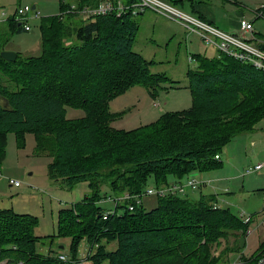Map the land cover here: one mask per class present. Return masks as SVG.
<instances>
[{
  "label": "trees",
  "instance_id": "obj_1",
  "mask_svg": "<svg viewBox=\"0 0 264 264\" xmlns=\"http://www.w3.org/2000/svg\"><path fill=\"white\" fill-rule=\"evenodd\" d=\"M71 1L59 0L61 12L42 18L39 56L16 54L7 61L0 55V73L15 84L11 90L0 83V162L7 133L15 132L23 143V134L31 131L35 153L51 157V181L71 188L86 180L92 190L61 208L57 234L42 237L34 234L36 216L0 208V264H71L57 257L58 250L40 251L43 237L51 241L65 236L70 237V259L80 256L83 240L92 246V264H215L229 261L231 252L240 253L241 264H255L260 256L264 262V242L250 258L242 255L239 238L245 237L250 223L229 207L218 206L214 193L198 198L188 193L156 195L150 209L142 206L143 197L139 203L123 200L106 218L103 212L109 208L98 205L103 184L112 197L140 194L151 177L161 187L170 184V176L172 182H181L189 172L220 166L215 155L264 119V71L225 54H193L196 66L187 70L189 108L166 111L137 128L116 129L110 121L119 114L109 111V100L134 84L153 87L165 77L152 74L149 62L132 50L138 30L135 16L88 15L74 26L68 21L80 13L68 10ZM100 1L73 2L80 8ZM166 1L182 7L202 0ZM8 21L12 31L25 30L12 15ZM69 37L74 41L67 42ZM65 107L82 108L85 115L68 118ZM128 204H135L133 210ZM230 231L236 233V243L217 253ZM113 240L116 247L108 249Z\"/></svg>",
  "mask_w": 264,
  "mask_h": 264
},
{
  "label": "rangeland",
  "instance_id": "obj_2",
  "mask_svg": "<svg viewBox=\"0 0 264 264\" xmlns=\"http://www.w3.org/2000/svg\"><path fill=\"white\" fill-rule=\"evenodd\" d=\"M73 1L76 0L71 1L75 3ZM205 1L209 2L208 7L213 14V21L220 29L237 31L236 21L238 23V19L243 18L253 22L255 37L258 41L264 42V0ZM184 3L182 7H178L180 10L198 14L191 11L189 2ZM25 4L35 5L34 11L38 12V16H31L28 20L29 30L12 31L8 18L19 5ZM60 12L59 0H0L1 47L15 52L19 58L39 56L42 53L40 22L43 17ZM237 13H241L242 16H238ZM87 17V14L80 13L68 23L78 26ZM134 18L138 30L132 50L149 62V70L152 74L162 75L165 79L153 87L141 83L134 84L109 100V111L119 114L110 121V125L123 130L154 122L166 111L175 112L189 108L192 96L188 86L187 70L196 66V60L189 62L188 56L193 54L218 56L215 48L206 46L196 33L164 15L148 9L135 15ZM72 39L69 37L67 42L74 41ZM5 77L0 73V83L14 90L15 84ZM68 77L75 81L72 75ZM71 83L68 82L64 89L66 90ZM65 109L68 118L85 115L82 108L65 107ZM17 136L15 132L7 133L5 156L0 162V208H11L17 213L36 216L34 234L37 236L57 234L59 210L81 201L90 194L92 190L90 184L85 180L68 188L54 183L49 179L47 170L51 157L47 154L35 153L36 141L33 132L23 134V143L17 139ZM219 155L220 166L202 174L198 171L189 172L183 179V181L187 177L202 179L200 175H203L206 176L204 179H215L212 183L214 188L200 186L193 190L186 189L180 194L188 193L198 198L200 193H214L217 196L218 206H227L238 216L240 213L245 217L251 216L252 221L248 226L250 232L245 234L241 252L245 258H250L260 250L264 242V167L247 174L245 170L264 161V119L255 125L253 131L235 136L224 146ZM8 179L20 182V187L10 186ZM168 181L169 183L174 181L173 176H170ZM148 186L156 187L152 177L149 178ZM99 189L103 198L98 205L103 208L112 207L113 203L105 200L106 197L112 196V192L105 184L100 185ZM155 196H143L144 209H150L155 205ZM236 236V233L230 231L227 238L217 246V253L225 248V245L232 247L236 243ZM42 239L46 242L41 246V252L52 254L58 250L68 254L70 237L53 238L51 241L44 237ZM86 244L83 240L80 249ZM61 245L63 248L58 249ZM115 247L114 240L107 244L108 249ZM239 254L231 252L228 256L229 261L224 258L215 264H241ZM261 259L262 256L258 257L255 264H264L263 261L259 263ZM85 264L92 262L89 260Z\"/></svg>",
  "mask_w": 264,
  "mask_h": 264
},
{
  "label": "built area",
  "instance_id": "obj_3",
  "mask_svg": "<svg viewBox=\"0 0 264 264\" xmlns=\"http://www.w3.org/2000/svg\"><path fill=\"white\" fill-rule=\"evenodd\" d=\"M68 8L69 11L85 13L89 16L104 15L110 12H115L117 16L125 12H130L135 16L149 9L180 23L184 28L196 33L206 46L215 48L218 56L220 54H225L240 62L248 63L255 69L264 71V42L258 41L257 37H255L252 21L243 18L238 19L237 31L230 32L222 30L212 23L199 18L196 14L184 12L166 0H103L95 6H83L80 8L74 3H71ZM12 16L16 21L22 23L25 30H29L30 25L28 24V20L31 16L37 17L38 12L34 11L31 6L25 4L23 6L19 5ZM188 61H195V58L189 55ZM215 158L219 159L220 156L217 154ZM263 167L264 161L255 164L252 168L246 169L245 173L247 174ZM8 182L15 187H20L21 185L20 182L13 179H8ZM200 186H211V181L209 179L187 177L185 181L172 182L166 186H149L140 194L130 195L125 193L120 197L108 196L105 200L111 201L113 204L111 208L105 209L103 218L114 213L117 209V205L123 200L132 199L135 203H139L141 198L145 195L164 196L166 194L184 193L186 189L193 190ZM134 205L135 204H128L127 208L133 210ZM243 215L244 214L240 213L239 216L244 223H250L252 221L251 216L245 217ZM249 232L250 230L247 228L245 234ZM92 251V246L85 245L78 258L70 259L64 252H59L57 257L71 264H85L88 261V257L92 254ZM262 261L261 259L259 263Z\"/></svg>",
  "mask_w": 264,
  "mask_h": 264
},
{
  "label": "crops",
  "instance_id": "obj_4",
  "mask_svg": "<svg viewBox=\"0 0 264 264\" xmlns=\"http://www.w3.org/2000/svg\"><path fill=\"white\" fill-rule=\"evenodd\" d=\"M230 2H232L233 0H229ZM209 2L202 0V1H194V2H189V6L191 8V11L193 12H198V14H201L206 21L212 23L213 25L217 26L214 21H213V14L210 10V8L208 7ZM238 16H242L241 13H237ZM178 23V22H177ZM253 23V22H252ZM180 24V23H179ZM181 25V24H180ZM182 26V25H181ZM254 26V25H253ZM218 27V26H217ZM238 27V23L236 21V28ZM219 28V27H218ZM236 31V30H235ZM234 32V31H233ZM253 33L255 34V31H253ZM256 35V34H255ZM200 174H202V172H199ZM206 173V172H205ZM203 173V174H205ZM201 177H203V179L206 176L200 175ZM211 181V188H214V185L212 184L213 182H215V179L212 178H208ZM10 185V184H9ZM11 186V185H10ZM213 192H215V189H213ZM192 193V192H191ZM111 208V207H108ZM252 220V218H251Z\"/></svg>",
  "mask_w": 264,
  "mask_h": 264
},
{
  "label": "water",
  "instance_id": "obj_5",
  "mask_svg": "<svg viewBox=\"0 0 264 264\" xmlns=\"http://www.w3.org/2000/svg\"><path fill=\"white\" fill-rule=\"evenodd\" d=\"M31 7H32V9H34V8H35V5H32ZM0 55H1L2 58H4V59L7 60V61H13V60L16 59V53L13 52V51L2 50V51L0 52ZM244 241H245V240H244V237H240V238H239V246H240V248L243 247V245H244ZM58 248H59V249H62V248H63V245H61V246L58 247Z\"/></svg>",
  "mask_w": 264,
  "mask_h": 264
},
{
  "label": "bare ground",
  "instance_id": "obj_6",
  "mask_svg": "<svg viewBox=\"0 0 264 264\" xmlns=\"http://www.w3.org/2000/svg\"><path fill=\"white\" fill-rule=\"evenodd\" d=\"M146 196V195H145Z\"/></svg>",
  "mask_w": 264,
  "mask_h": 264
}]
</instances>
